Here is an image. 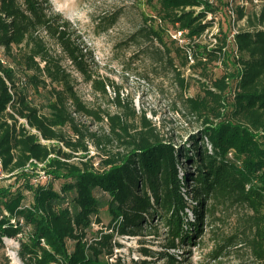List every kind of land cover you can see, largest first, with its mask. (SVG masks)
Wrapping results in <instances>:
<instances>
[{"label":"trees","instance_id":"1","mask_svg":"<svg viewBox=\"0 0 264 264\" xmlns=\"http://www.w3.org/2000/svg\"><path fill=\"white\" fill-rule=\"evenodd\" d=\"M146 2L155 18L183 31L185 44L172 33L171 42L184 65L193 60L190 67L204 76L226 56L229 35L222 31L213 34L212 46L200 43L223 10L219 0ZM245 16L241 8L239 19ZM247 23L235 35V70L211 83L202 78L203 92L185 98L201 126L178 144L122 101L119 87L116 113L82 98L74 70L102 94L110 83L96 78L93 52L51 0H0V47L7 59L0 60V160L9 174L0 182V249L5 238L15 239L23 264H127L116 252L123 247L119 237L145 235L157 216L168 226L167 250L176 249L203 233L213 206L225 205L239 211L226 245L245 246L264 264V8ZM147 27L146 34L167 47L163 33ZM175 70L185 88L182 71ZM41 89L44 104L37 100ZM78 114L107 122L108 132L92 130ZM88 140L104 151L97 165ZM39 164L50 181L31 180ZM187 164L193 170L181 174ZM21 180L26 192L17 186ZM193 203L194 222L187 212ZM105 204L112 217L107 225ZM162 254L167 264L183 263Z\"/></svg>","mask_w":264,"mask_h":264},{"label":"rangeland","instance_id":"2","mask_svg":"<svg viewBox=\"0 0 264 264\" xmlns=\"http://www.w3.org/2000/svg\"><path fill=\"white\" fill-rule=\"evenodd\" d=\"M51 2L56 11L62 12L73 22L93 52L96 78L105 79L110 83L107 87L108 94H102L74 70L78 78L77 89L82 98L92 107L116 113L120 108L115 100L119 87L122 101L133 104L139 115L145 114L158 126L163 136L178 144L186 143L190 135L197 132L201 126V122L186 109L185 98L203 92L202 78L211 83L226 71L235 70L230 62L232 61L230 56L235 51L232 34L242 28H248V18L260 14L264 8V0H219V5L223 8L219 13V21L216 27L200 39V43L212 46L216 43L213 34L222 31L223 35H229V45L226 56L211 63L207 75L203 76L201 69L195 70L190 67L193 61L184 65L185 59L178 54L177 45L171 42L173 27L155 18L156 13L146 0H51ZM229 6L234 14L228 9ZM241 8L244 9L246 16L239 19ZM149 23L163 33L167 47L146 34ZM178 42L186 43L184 39ZM1 56L7 61L4 52ZM177 68L185 77V88L176 73ZM40 92L37 100L44 104L47 92H42V89ZM43 110L48 112L46 107ZM77 117L100 134L108 132L107 122L97 123L81 114ZM66 131L67 134H72L71 129L68 128ZM87 143L91 151L90 156L95 157L97 165L104 151L98 149L92 140H88ZM64 149L68 151L65 147ZM74 159L78 161L79 158ZM184 170L193 168L187 164V168L182 167L180 173L183 174ZM30 177L32 181L51 180L41 166L31 168ZM62 182L54 181L57 190L60 189ZM19 185L21 190L26 192L25 181L21 180L17 186ZM194 206L196 203L187 209L188 218L192 222L196 219ZM238 213V210L225 205L213 206L209 216L204 219L203 233L176 249H168L169 251L166 248L168 226L156 216L153 223L156 226L147 229L145 235L119 237L123 247L116 249V252L127 264L141 262L145 258L150 264H167L162 254L166 251L180 258L182 264H261L252 257L247 247L233 248L226 245V239L236 230ZM101 216L103 223L109 224L112 217L107 204ZM98 226L96 224L95 228ZM187 226L189 225L186 224ZM18 248V241L5 238L4 246L0 249V264H23L17 255ZM143 248L150 249L154 253L153 256H145Z\"/></svg>","mask_w":264,"mask_h":264},{"label":"built area","instance_id":"3","mask_svg":"<svg viewBox=\"0 0 264 264\" xmlns=\"http://www.w3.org/2000/svg\"><path fill=\"white\" fill-rule=\"evenodd\" d=\"M207 1H209L210 3H214V2H216V0H207ZM200 8H202V7H200ZM199 8V9H200ZM228 9L230 10V12L231 13H233L234 14V11H233V9L231 8V6H229L228 7ZM214 18V14H212V13H209V15H208V19H213ZM219 15H216V17H215V26L214 27H216V24H217V22L219 21ZM238 32V30L237 31H235L233 34H232V38H233V40L235 39V35H236V33ZM172 36H173V38H175V39H177L178 41L179 40H185V38L183 37V31H178V32H173L172 33ZM186 41V40H185ZM3 54V48H1L0 47V60H2V62L3 63H6V61L4 60V58H3V56H1ZM193 61V60H192ZM21 122H24L25 123V125H26V127L28 128V129H30L32 132H36V130L35 129H31V127L29 126V124L27 123V120L26 119H22L21 118ZM40 166L42 165V164H39ZM7 176H9V174H7L4 170H3V164H2V161L0 160V182L5 178V177H7Z\"/></svg>","mask_w":264,"mask_h":264},{"label":"bare ground","instance_id":"4","mask_svg":"<svg viewBox=\"0 0 264 264\" xmlns=\"http://www.w3.org/2000/svg\"><path fill=\"white\" fill-rule=\"evenodd\" d=\"M16 261V260H15Z\"/></svg>","mask_w":264,"mask_h":264}]
</instances>
